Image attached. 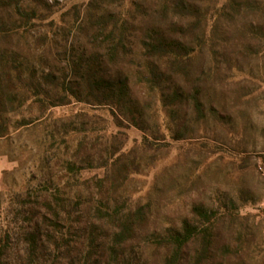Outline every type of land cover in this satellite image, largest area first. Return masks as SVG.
<instances>
[{"label":"trees","instance_id":"1","mask_svg":"<svg viewBox=\"0 0 264 264\" xmlns=\"http://www.w3.org/2000/svg\"><path fill=\"white\" fill-rule=\"evenodd\" d=\"M56 5L0 0V138L39 131L32 181L0 218V264H264L256 215L240 213L239 201L261 200L250 187L215 191L178 225L155 227L149 203L126 189L140 162L118 136L126 125L144 143L165 136L152 98L180 140L221 122L213 85L253 95L239 84L264 61V0H87L60 14ZM73 102L104 108L118 132L47 115Z\"/></svg>","mask_w":264,"mask_h":264},{"label":"rangeland","instance_id":"2","mask_svg":"<svg viewBox=\"0 0 264 264\" xmlns=\"http://www.w3.org/2000/svg\"><path fill=\"white\" fill-rule=\"evenodd\" d=\"M46 1L57 4L60 14L71 4L87 0ZM108 1L126 3L128 0ZM231 23L230 31H234ZM263 67L262 59L255 61L250 66L249 80H242L239 84L249 90L256 89L253 95L246 98L237 99L235 91L239 86L233 82L222 88L213 85L214 98L220 103V111L225 112L223 118L221 122L210 119L204 127L194 129L191 136L186 135L179 140L172 135L175 126L170 123L168 112L160 107L156 98L150 99V102L157 112L164 137L156 140L147 136L148 141L144 143L146 134L133 126L126 125L119 131L123 134L118 136L124 142V151L130 159L140 162L139 173L127 180L126 189L133 198H140L141 203H149L153 226L178 225L193 204L208 201L215 191L238 197L239 189L250 187L255 198L261 200L254 204L239 201L242 205L240 213L256 215V236L259 235L264 246ZM32 112L36 114L34 110ZM227 113L232 117L229 115L228 118ZM47 115L61 119L86 115L97 122L95 128L107 130L108 134L118 132L108 112L100 107L73 102L51 109ZM38 135L39 131L31 136L26 132L10 131L0 138V218L4 216L8 197L22 192L32 179L34 169L31 157L36 150H32L31 154L28 151ZM97 135L98 131L91 133L89 140Z\"/></svg>","mask_w":264,"mask_h":264}]
</instances>
